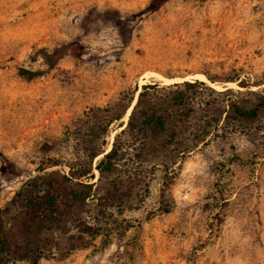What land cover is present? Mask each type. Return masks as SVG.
Returning a JSON list of instances; mask_svg holds the SVG:
<instances>
[{
  "label": "rangeland",
  "instance_id": "1",
  "mask_svg": "<svg viewBox=\"0 0 264 264\" xmlns=\"http://www.w3.org/2000/svg\"><path fill=\"white\" fill-rule=\"evenodd\" d=\"M148 1L0 0V207L52 171L93 182L64 231L40 234L39 264H264V109L244 121L228 106L264 98V0ZM184 80L204 82L186 88L190 113L137 156L119 132L141 85L162 96ZM116 133L117 171L99 182L89 141L107 150Z\"/></svg>",
  "mask_w": 264,
  "mask_h": 264
},
{
  "label": "trees",
  "instance_id": "2",
  "mask_svg": "<svg viewBox=\"0 0 264 264\" xmlns=\"http://www.w3.org/2000/svg\"><path fill=\"white\" fill-rule=\"evenodd\" d=\"M166 1L149 0L144 11H155ZM33 54L39 57L41 65L47 69L53 67L59 57L44 47L37 48ZM195 83L203 84L204 82L197 80L175 82L165 87L167 90L162 96L154 94L157 90L149 91L150 85H141V90L128 115L126 126L119 132L130 131L133 136H136L135 139L140 138L139 143L143 145L140 148L142 154L136 152L137 156L142 157L149 147L148 139L165 131L167 125L173 123L174 119H186L190 113V108L186 106L188 105L186 88ZM153 85L154 89L161 88L156 83ZM228 106L233 120L251 121L258 115L260 108L264 109V98H259L252 107L241 106L234 100H229ZM120 117L121 114L111 116L105 121L104 126L102 122H99L98 126L102 127V133L106 131L105 126ZM119 133L115 134L108 151L93 144L92 140L89 141L92 144L88 162L91 164L97 156L102 154V157L95 163V168L99 173V182L102 178L114 175L117 171V163L122 155L116 144ZM79 164L80 170L77 175L82 176L89 172L87 168H83L85 162ZM69 169L72 167L70 166ZM30 181L25 188L16 191L6 204L0 207V263L8 261L13 255V258H27L29 264H39V259L44 253L40 234L51 229L64 231L66 214L69 210L86 204V199L96 191L95 187L93 188V182L75 181L72 176L57 171L50 172L47 177H42L40 180L37 177L31 178ZM109 184L115 186L117 182L109 180ZM6 220L16 226L20 243L16 242L17 237H8L9 227L4 224Z\"/></svg>",
  "mask_w": 264,
  "mask_h": 264
},
{
  "label": "bare ground",
  "instance_id": "3",
  "mask_svg": "<svg viewBox=\"0 0 264 264\" xmlns=\"http://www.w3.org/2000/svg\"><path fill=\"white\" fill-rule=\"evenodd\" d=\"M200 79H201V80H203V79H205V78H204V76H203V75H200Z\"/></svg>",
  "mask_w": 264,
  "mask_h": 264
},
{
  "label": "water",
  "instance_id": "4",
  "mask_svg": "<svg viewBox=\"0 0 264 264\" xmlns=\"http://www.w3.org/2000/svg\"><path fill=\"white\" fill-rule=\"evenodd\" d=\"M110 149V148H109ZM109 149H107L106 151H108Z\"/></svg>",
  "mask_w": 264,
  "mask_h": 264
}]
</instances>
